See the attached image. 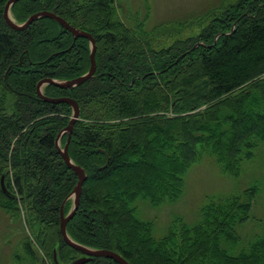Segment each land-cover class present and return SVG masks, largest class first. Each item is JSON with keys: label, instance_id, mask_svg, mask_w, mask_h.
I'll return each instance as SVG.
<instances>
[{"label": "trees", "instance_id": "obj_1", "mask_svg": "<svg viewBox=\"0 0 264 264\" xmlns=\"http://www.w3.org/2000/svg\"><path fill=\"white\" fill-rule=\"evenodd\" d=\"M8 1L0 0V209L30 228L44 264H57L55 254L58 264H71L82 254L62 238L61 210L71 211L78 177L56 139L72 109L39 99L37 85L86 74L90 43L48 18L13 30L4 18ZM116 2L19 0L11 9L18 24L48 11L96 41L93 78L70 90L44 88L46 97L80 107L68 154L87 178L69 236L129 264H264V231L248 241L237 231L256 221V184L207 197L195 224L177 217L160 239L136 206L177 203L187 173L206 155L238 179L264 146V0H222L197 20L150 30L146 19L129 27ZM194 23L204 24L199 35L155 48L154 40ZM33 241L22 245L36 264ZM86 264L118 263L98 257Z\"/></svg>", "mask_w": 264, "mask_h": 264}, {"label": "rangeland", "instance_id": "obj_2", "mask_svg": "<svg viewBox=\"0 0 264 264\" xmlns=\"http://www.w3.org/2000/svg\"><path fill=\"white\" fill-rule=\"evenodd\" d=\"M221 2L222 0H117L116 3L122 7L120 16L129 27L134 25L136 19H146V28L150 30L160 24L197 20L196 18L219 7ZM203 26L204 24L194 23L178 33L161 36L153 44L157 49L159 44L168 47L178 39L199 35ZM254 184L261 190L252 214L256 221L252 220L244 227L237 228L244 241H248L262 235L264 231V146L258 148L254 160L243 163L238 179L225 175L214 158L206 155L187 173L185 191L177 203L153 208L148 201L139 200L136 203L137 214L142 220L154 222V237L160 239L167 234L171 223L177 217L183 218L189 225L195 224L200 218L201 208L206 204L207 197L225 196ZM13 219L0 209V264H32L22 244L28 237L33 241V234L25 223L15 222ZM33 245L37 246L34 241ZM36 246V264H44L42 254Z\"/></svg>", "mask_w": 264, "mask_h": 264}, {"label": "water", "instance_id": "obj_3", "mask_svg": "<svg viewBox=\"0 0 264 264\" xmlns=\"http://www.w3.org/2000/svg\"><path fill=\"white\" fill-rule=\"evenodd\" d=\"M18 1L19 0H9L7 2V4L5 5V8H4L5 21L8 24V26L10 28H12L13 30L23 31V30L27 29L35 21L42 19V18H48V19H52V20L56 21L62 27H64L67 31H69L72 34L74 39L83 38V39H87L90 43L91 67H90V70L86 74H84L83 76H80L76 79L69 80V81H60V80H56V79L46 78V79L40 81L37 85V95L41 99H43L45 102L52 103V104H67L72 109V117H71V121H70L68 127L66 129H64L63 131H61L59 133V135L57 136V139H56L57 148H58L62 158L64 159V162L66 163V165L68 167H70V169H72L76 173V175L78 177V182L75 186V189L71 193V195L68 197V199H71L73 201V206L71 208V211L68 213V215L65 216L64 210H63L64 205H63L62 210H61L60 231H61L62 238L66 244H68L70 247H72L73 249L77 250L78 252H80L82 254L81 258L75 260L71 264H86L89 261H91L93 258H98V257L113 260V261L117 262L118 264H129L123 257H121L119 254H117L113 251L97 250V249H92V248L86 247L84 245H81V244L73 241V239H71V237L69 236V234L67 232V225H68L69 221L74 218V216L76 215V213L79 209L80 198H81V194H82V187H83V184L87 178L84 169L75 165L74 162L69 157V154H68V148H69L70 140L72 137L74 125L80 118V107H79V104L73 99H70L67 97L54 99V98H47L44 95V88L46 86H54V87L64 89V90H70V89H74V88L82 85L83 83H85L86 81L90 80L91 78H93L95 76L96 69H97V64H96V59H95L96 50H97L96 41L90 33H87L85 31H82L80 29H77V28L71 26L63 18L55 15L54 13L48 12V11H41V12L35 13L32 16H30L24 23H21V24L16 23L13 20V18L11 17V9H12L13 5ZM33 1H36V0H33ZM196 47H194V48H196ZM65 134L68 135V140H67L65 147L62 149L60 147V141ZM4 180H5V178L2 177L1 185H2L3 190H5ZM54 259H55V262L58 264L56 254H55Z\"/></svg>", "mask_w": 264, "mask_h": 264}, {"label": "flooded vegetation", "instance_id": "obj_4", "mask_svg": "<svg viewBox=\"0 0 264 264\" xmlns=\"http://www.w3.org/2000/svg\"><path fill=\"white\" fill-rule=\"evenodd\" d=\"M39 97V96H38ZM47 98H50V97H47ZM39 99H41L40 97H39ZM55 99V98H54ZM43 100V99H42ZM44 101V100H43ZM48 103V102H47ZM56 105H59V104H56ZM67 105V104H66Z\"/></svg>", "mask_w": 264, "mask_h": 264}]
</instances>
